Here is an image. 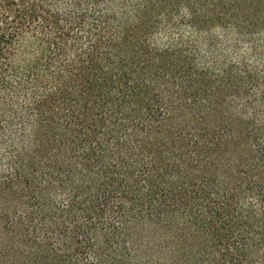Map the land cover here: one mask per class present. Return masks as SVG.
Segmentation results:
<instances>
[{"label":"trees","instance_id":"16d2710c","mask_svg":"<svg viewBox=\"0 0 264 264\" xmlns=\"http://www.w3.org/2000/svg\"><path fill=\"white\" fill-rule=\"evenodd\" d=\"M0 264H264V0H0Z\"/></svg>","mask_w":264,"mask_h":264},{"label":"rangeland","instance_id":"374dc122","mask_svg":"<svg viewBox=\"0 0 264 264\" xmlns=\"http://www.w3.org/2000/svg\"><path fill=\"white\" fill-rule=\"evenodd\" d=\"M188 25L189 23L186 20H183L177 23L173 28L170 27L160 31H155V33L150 34L148 38L153 41L154 45H162L172 41L171 39H176L178 37L182 41H187V43L196 46L199 49L200 54L205 55L207 47L204 44L207 34H195L191 31V28ZM211 33V38L216 41L217 45L220 44L219 50L225 48L227 51L232 50L235 52V49L232 47L233 43L231 41L230 33L227 34L228 38H225V34L217 29L212 30ZM238 47L241 49V51H246L248 46L246 43H241L238 45ZM216 49H218L217 46Z\"/></svg>","mask_w":264,"mask_h":264}]
</instances>
